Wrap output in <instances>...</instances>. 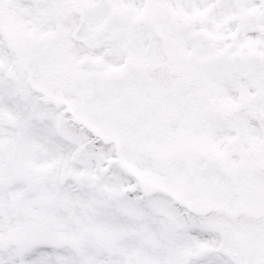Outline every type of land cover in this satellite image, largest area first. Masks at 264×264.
<instances>
[{
  "label": "snow or ice",
  "instance_id": "obj_1",
  "mask_svg": "<svg viewBox=\"0 0 264 264\" xmlns=\"http://www.w3.org/2000/svg\"><path fill=\"white\" fill-rule=\"evenodd\" d=\"M0 264H264V0H0Z\"/></svg>",
  "mask_w": 264,
  "mask_h": 264
}]
</instances>
